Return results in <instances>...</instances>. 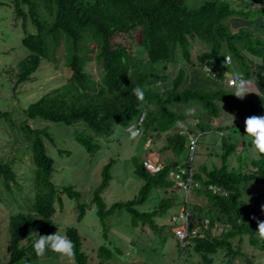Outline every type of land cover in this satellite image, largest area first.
Masks as SVG:
<instances>
[{"label": "trees", "instance_id": "16d2710c", "mask_svg": "<svg viewBox=\"0 0 264 264\" xmlns=\"http://www.w3.org/2000/svg\"><path fill=\"white\" fill-rule=\"evenodd\" d=\"M241 1L243 8L234 6L228 0H13L14 12L22 19L23 28L28 20L36 28L35 34L25 32L21 40L28 55L18 64L14 89L30 83L32 75L42 65L47 37H51L56 46L61 38L68 45L67 51H70L66 63L70 76L66 83L30 103L24 110V116L27 120L42 119L65 125L82 123L94 136H109L114 125L127 128L135 118L138 122L144 113L141 125L150 128L155 137L166 138L167 145L163 151L183 149L186 146L185 135L178 132L165 134L180 124L177 121L186 124L189 118L199 119L200 113L195 111L194 115L186 114L190 106H198L210 120L221 111L219 103L241 110L245 105L237 103L233 93L222 88V79L228 81L233 76L240 81L252 78L256 71L247 57L257 60L264 68V38L259 34L264 30L261 22L264 3ZM254 2L259 3L260 8H256ZM118 35L129 36L137 45L112 46V39ZM135 55L139 57L134 59ZM226 56L231 59L230 66H225ZM90 62L97 63L101 68L98 81L85 72ZM177 62H184L190 67L194 77L188 79L184 68H179L174 74L168 73L167 65ZM204 66L210 69L212 76L203 72ZM190 81L194 86L190 85ZM137 86L144 90L143 102L133 95ZM254 103L249 102L250 106ZM259 112L252 108L249 113L259 115ZM0 120L8 122L12 130L18 128L29 142L23 152L30 155L34 196L24 204L27 209L20 208L8 218L10 258L7 262L0 260V264H19L29 257L38 258L33 248L37 238L30 232L35 230L46 235L52 234L51 230L55 229V202H61L60 193L71 200H78L80 193L71 186L58 189L51 181L54 161L48 155L46 142L50 145H55V142L47 129H33L26 122L17 124L9 113L2 111ZM200 123L203 125L202 120ZM235 126L238 125L224 123L218 128L219 136L223 137L221 167L213 166L209 170L202 166L194 174L199 183L194 192L206 197L208 209L203 216L196 213L198 208L192 210V222L207 219L209 226L181 251L184 253L191 248L187 258L193 253L205 264H210L211 255L215 260L222 249L221 255L225 251L229 263L233 256L241 252L240 246L233 249L232 241L236 238L240 243L247 237L249 246L264 251V244L258 247L259 241L255 237L260 216L243 200L240 189L244 182L264 185V154L246 164L247 173L228 170L227 161L236 155L235 147L238 149L239 143L245 145L241 141L243 126L238 128L240 136L235 143L225 137L227 131ZM77 141L89 153L96 149L91 135L78 134ZM63 152L59 151V154ZM147 156L133 158L134 174L143 185L139 195L132 200L107 207L102 194L112 179L113 162L106 164L101 172V183L94 190L91 202L96 208L103 240L96 253L98 261L94 264H107L115 256H121V250L112 246L108 238V221L115 214L125 212L133 230L145 226L155 230L158 228V217L171 209L174 212L180 208L178 203L175 204V198H162L160 195L157 209H138L153 191L170 195L178 188V184L169 178V171L172 164L178 165L180 161L164 162V169L153 175L142 165ZM0 181L7 191L13 193L11 185H17V180L11 161L0 160ZM86 207L85 204L77 205V222L85 217ZM217 230L219 236L214 235ZM65 234L75 245L74 262L89 264L90 258L82 250L78 228L67 227ZM56 257L57 253L50 250L42 256L48 264H52ZM246 264H252V261L247 259Z\"/></svg>", "mask_w": 264, "mask_h": 264}, {"label": "rangeland", "instance_id": "374dc122", "mask_svg": "<svg viewBox=\"0 0 264 264\" xmlns=\"http://www.w3.org/2000/svg\"><path fill=\"white\" fill-rule=\"evenodd\" d=\"M12 1L0 0V111L9 113L11 119L17 124L21 125V123L26 122L33 129H47L54 139L55 145H50L46 142L48 155L54 161V172L51 176V181L58 189L73 187L74 191L80 193V198L78 200H71L66 195L60 193L61 202H55L56 214L53 217L55 229L51 231L55 233L59 228L60 232L65 234L67 227L74 226L78 228L83 242L82 250L89 256V264H94L98 261L96 253L98 247L103 244V240L101 238V224L96 216V208L91 202L94 190L101 183V172L104 166L111 161L113 162L111 168L112 179L102 194L107 207L116 202L132 200L139 195L140 188L143 185L141 179L134 174L133 158L141 155L146 156L147 154L148 156H153L152 154L149 155V153L152 151L157 152V147L164 144L166 147V138L155 137L153 131L144 125L139 126L142 135L137 139H131V131H127L130 125L125 128L123 125L116 124L113 127L111 135L94 136L91 130L82 123L65 125L63 123L46 122L42 119L27 120L24 116V110L30 103L66 83V80L70 76L66 65L70 51H67L68 45L61 38L58 39V45L56 46L52 38L47 37L46 55L42 65L32 75L30 83L17 86L14 89L18 64L28 55L27 50L21 44V40L25 32L35 34L36 28L29 20L23 28L22 19L16 16ZM228 1L238 8L244 7L241 0ZM255 1L264 3V0ZM255 4L256 8H260L259 3ZM40 15L43 19L42 14ZM261 22L264 25V15ZM232 25L234 26L233 23ZM262 31L260 32L261 37L264 38V30ZM117 44L126 46L137 45L127 35L115 36L112 39V46H116ZM195 53L194 49L192 52L193 58ZM138 57L135 55L134 59ZM179 68H184L188 79L189 77H194L192 69L187 67L184 62L182 64L180 62L169 63L167 65V71L170 74L176 73ZM85 72L95 81H98L100 74H102L101 68L95 62L88 63ZM262 73L263 70H261V75L263 76ZM227 75H230V73ZM253 78L257 80L256 74ZM190 85H192L191 81ZM246 97L252 100L255 99L251 94ZM241 108L242 114L251 116V114L249 115L251 107ZM190 109H194L197 114L200 113L199 119L202 121L206 119L205 112L203 110L200 112L198 106H190ZM220 109L221 111L218 112L219 116L212 117L213 119L210 121L219 124V126H222L224 123H237L238 126L231 127L225 134L226 138H230L231 143H235L240 136V131L233 134V129H238L242 123L233 122L228 119V111L230 109V111L237 112V110L229 107L228 111H226L224 106H221ZM207 116L210 117L208 114ZM192 119L189 118L188 122ZM2 120H0V160L12 162V168L16 173L17 180V185H11L13 193L7 191L0 181V260L7 262L10 258L8 218L20 208L27 209L24 208V206L26 207L24 204L33 198L34 190L32 177H30L32 171L30 155L27 152H23V149L29 146V142L26 141L18 128L12 130L9 128V123ZM136 122L135 118L133 123ZM189 125L196 126L195 124ZM173 132H175V128L164 134L167 136ZM242 133L241 141L245 145L241 146L239 143V150L235 147L234 152L236 155H232L229 158L227 166L228 170L247 173L248 167L246 164L256 159L259 153L255 151L251 143L252 138L244 130ZM78 134L93 136V144L96 146V149L90 153L86 151L77 141ZM222 138V136L218 135V132L211 131L200 139L192 164L194 174L198 173L202 166H206L209 170L213 166L217 168L221 167V155L224 153V150L221 148ZM148 139L152 141L149 147L146 148L144 144ZM170 149L157 152L160 153L159 155H162L159 158L166 157L164 160L166 164H169L176 158L179 159L178 162L183 161L186 155V146L181 150H174L175 152L172 151L173 149ZM59 151L64 152L59 154ZM240 189L243 193V200L255 210V213L260 216L261 221H264V211L261 210V206L264 205V185L244 182L240 185ZM160 195L162 198H175L177 200L175 204H183L184 195L176 188L170 195L164 193L157 194L153 191L147 202L138 209L140 211L157 209ZM78 204H85L87 206L85 209L86 215L81 222H77ZM188 206L191 211L198 208L196 209V213L203 216L208 209V200L204 195L198 196L192 191L188 196ZM172 210L174 209L165 212L161 217L157 218L156 223L158 228L155 230L148 226L133 230L129 226V216L125 212L115 214L108 221V238L112 246L121 250V256H115L110 261H107V264H205L201 263L200 257L193 253L190 258H187L191 252V248L186 249L182 253V246L179 244L180 248L178 249V241L173 235L170 223V216L176 212H172ZM214 235L219 236V231L214 232ZM255 237L259 241L258 247L264 244V239H260L258 233H256ZM26 243L24 242V244ZM232 246L234 250L240 246L241 252L239 251L238 255L233 256L232 260H230L231 262L229 261L228 263L225 251L221 255L222 249L220 250V254L215 257V260L213 255L209 256L212 259L210 264H246L247 259L254 261V264H264V259H261L264 256V251L249 246L247 237H244L240 243L238 242V238L234 239ZM26 260L28 264H48L42 257H38L37 259L29 257L19 264H25ZM52 264L76 263L74 260L57 254L56 260L52 261Z\"/></svg>", "mask_w": 264, "mask_h": 264}, {"label": "built area", "instance_id": "2783aa9c", "mask_svg": "<svg viewBox=\"0 0 264 264\" xmlns=\"http://www.w3.org/2000/svg\"><path fill=\"white\" fill-rule=\"evenodd\" d=\"M224 63L225 66L231 65V59L229 56H226L224 58ZM202 70L208 76L213 75L210 69L206 66H204ZM239 81L240 80L237 76H233L226 83H228V86H236L237 82ZM144 116L145 114L142 113L139 117L138 122L135 124H130V126L127 128V131L132 132L137 129L140 130L139 126L143 122ZM187 123L195 124L193 120ZM178 133L179 135H185L187 150L183 161H180L178 165H171L169 178L178 184V190L183 193L184 200L182 202L183 204L180 205V208L170 216V223L172 225L171 229L173 230V235L181 244V246L184 247L189 245L192 239L198 238L202 232L204 233L208 230L209 221L205 219L203 220V222L198 220L193 223V214L191 213V210L187 205L190 192L199 188V183L194 178L192 164L202 133H192L187 132L186 130H181ZM151 141V139H148L145 142L144 146L148 148ZM152 155L153 156H147L143 160L142 165L147 172L155 175L164 169L165 163L158 156H156V154ZM209 189L212 190V186H210Z\"/></svg>", "mask_w": 264, "mask_h": 264}, {"label": "clouds", "instance_id": "9594fccd", "mask_svg": "<svg viewBox=\"0 0 264 264\" xmlns=\"http://www.w3.org/2000/svg\"><path fill=\"white\" fill-rule=\"evenodd\" d=\"M251 93L245 85L243 80L237 82L236 90L233 93L238 99H244V97ZM133 95L138 101L143 102L145 98V93L142 87L137 86L133 89ZM186 114L191 116L194 115V109H188ZM232 116V115H231ZM233 121L235 119L232 116ZM177 123H181L177 121ZM245 133L251 137V143L256 152L259 154H264V115H251L247 117L244 121ZM142 135L141 130L137 129L132 131L130 134L131 139H137ZM261 210L264 211V205L261 206ZM256 219V217H252ZM260 239H264V221L257 220V230ZM37 239L34 241L33 248L34 253L37 257H42L47 251H52L59 254L60 256L67 257L70 260L75 258V245L73 241L66 235L62 234L58 228V231L52 234L41 235L39 232L33 230L30 232ZM28 264V261H25Z\"/></svg>", "mask_w": 264, "mask_h": 264}, {"label": "crops", "instance_id": "0c3cea01", "mask_svg": "<svg viewBox=\"0 0 264 264\" xmlns=\"http://www.w3.org/2000/svg\"><path fill=\"white\" fill-rule=\"evenodd\" d=\"M261 35V33H259ZM247 60L248 62L254 67V70L256 71V78H250V79H243L242 80L245 82V85L246 87L248 88V90L251 92L249 94L253 95V97L257 100H252L246 96H248L249 94H247L244 99H238L236 97V100H237V103L241 104V105H245L248 106L249 102L253 101L255 102L253 105L250 106L249 104V107L251 108H254L256 111L257 110H260L259 112V115H264V68L261 67V65L259 64V62L253 58H250V57H247ZM261 70H263V76L261 75ZM227 76V75H226ZM229 76V75H228ZM263 77V78H262ZM227 80L226 78L225 79H222V88L228 92H232L234 93L235 90H236V86H228L227 85ZM224 84V85H223ZM218 106V104H217ZM219 106H224V108H226V111H228L229 109V106L227 104H224V103H219ZM242 112V109H238L237 112L235 111H228V119H230L231 121H233V118L232 116L235 117L234 121L233 122H238V123H242L241 126L245 127V124H244V121L247 117L249 116H245L244 114L241 113ZM258 113V112H257ZM257 113L255 115H257ZM232 115V116H231ZM250 115V113H249ZM194 122H195V125L196 126H191L189 125L188 123L186 124H179L175 127V132H179L181 130H186L187 132H192V133H202V136L201 138L206 135V134H209L211 131H213L214 129H216L215 132H218V135H220V131H218L219 129V124L217 123H212L210 121V119L206 118V119H203V125L200 123L201 122V119H192ZM137 123V122H136ZM210 123V129L207 128V125ZM131 124H135V123H131ZM200 124V125H199ZM234 125H238L237 123H233ZM182 125V126H180ZM184 125V126H183ZM245 129V128H244ZM236 131L233 132V134H236L238 129H234ZM165 145V144H164ZM164 145H160L159 147H157V152H159L160 150H163V147H165ZM157 152H154L152 151L150 154H156V156H161L162 155H159L160 153H157ZM166 157H163L161 158V160H165ZM174 161L173 162H177L179 159H173ZM172 164V163H171ZM264 255V254H263ZM262 255V256H263ZM261 259H264V256L261 257ZM252 263L254 264V261H252Z\"/></svg>", "mask_w": 264, "mask_h": 264}]
</instances>
